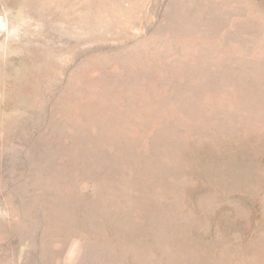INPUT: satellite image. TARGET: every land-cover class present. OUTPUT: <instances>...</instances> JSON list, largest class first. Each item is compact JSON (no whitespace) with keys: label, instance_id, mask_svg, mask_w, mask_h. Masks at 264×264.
Segmentation results:
<instances>
[{"label":"rangeland","instance_id":"obj_1","mask_svg":"<svg viewBox=\"0 0 264 264\" xmlns=\"http://www.w3.org/2000/svg\"><path fill=\"white\" fill-rule=\"evenodd\" d=\"M0 264H264V0H0Z\"/></svg>","mask_w":264,"mask_h":264}]
</instances>
